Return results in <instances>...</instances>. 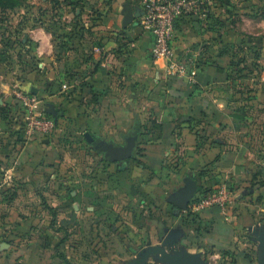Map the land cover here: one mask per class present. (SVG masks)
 <instances>
[{
  "label": "crops",
  "instance_id": "obj_1",
  "mask_svg": "<svg viewBox=\"0 0 264 264\" xmlns=\"http://www.w3.org/2000/svg\"><path fill=\"white\" fill-rule=\"evenodd\" d=\"M199 1L205 5L207 1L208 7L216 2ZM104 2L106 10L92 16L93 21L88 19L85 28L70 22L58 34L53 28L59 23L56 19L30 30L36 43L34 57L38 69L23 72L19 82L22 86L18 84V88L38 95L40 109L60 120L64 132L72 134L70 137L83 136L90 144L103 141L118 146H125L130 136L138 137L135 161L129 166L130 195L121 192L123 187L118 188L112 180L114 176L120 179L119 165L123 161L107 156L106 172L94 173L88 194L85 192L88 197L102 195L104 202H87L88 209L97 206L99 213L106 211L104 205L110 202L105 193L116 191L122 201H115L116 194L113 202L121 208L114 203L109 207H113L114 214L112 229L118 234L127 226V221L122 220L123 199L125 203L127 199L134 202L136 210H129L132 216L133 212L137 214L139 205H144L139 197L145 195L154 207L170 214L161 225L162 237L151 249L194 254L203 264H263L260 239L264 237V226L256 238L250 232L256 225L247 222L254 220L253 215L263 216L264 207L249 215L237 212L235 205L238 202L239 208H243L255 193L264 196V142L258 146L255 132H247V106L239 102V95L244 92L238 90L251 80L256 81L250 84L252 88H264V65L259 62L262 57L253 72L249 66L234 67V52L224 45L226 35L221 33V38L211 40L210 46L201 50L207 63L196 71L194 80L169 76L166 60L152 54L153 35L140 26L142 0ZM130 13L134 20L125 26ZM206 32L198 31L195 36L209 41ZM64 84L69 89H63ZM5 85L0 81L1 94ZM138 122L149 129L139 132L145 134L141 139L135 133ZM43 147L39 167L43 164L50 171L54 165L59 168L63 162L62 148L52 142H45ZM219 183L228 185L235 193L236 201L229 212L212 207L203 211L195 223L186 211L176 213L172 199L191 189L196 190V195L199 188H216ZM149 251L142 260L157 254L163 258L161 253Z\"/></svg>",
  "mask_w": 264,
  "mask_h": 264
},
{
  "label": "rangeland",
  "instance_id": "obj_2",
  "mask_svg": "<svg viewBox=\"0 0 264 264\" xmlns=\"http://www.w3.org/2000/svg\"><path fill=\"white\" fill-rule=\"evenodd\" d=\"M215 1L207 6V19L187 14L180 19V48L205 50L222 33L226 35L224 45L234 52V61L246 60L240 68L249 66L253 72L260 56L263 66L264 0ZM106 8L104 0H0V81L7 84L3 94L0 92V264H167L158 254L142 260L162 237L161 225L170 217L163 209L154 207L145 195L139 197L144 205H139L137 214L133 212L132 216L129 210H136L134 202L127 199L125 203L123 199L122 220L127 221V226L118 234L112 229L114 214L113 207H109L121 208L113 202L116 191L105 193L110 202L104 205L106 211L99 213L97 206L88 209L87 202H104L102 195L86 196L88 185L95 178L93 174L106 172L104 161L108 155L96 147L98 141L90 144L83 136L70 137V132L61 136V131L49 135L36 133L29 138L25 135L29 115L16 92H31L18 88V84L23 72L38 69L34 57L36 43L30 30L56 19L59 23L53 28L58 34L70 22L85 28L88 19L93 21L92 16ZM201 30L207 31L209 41L196 38ZM255 83L251 80L241 90L244 93L239 95V102L247 106V132H255L254 140L259 146L264 142V88H252ZM45 142L62 148V165L52 166L53 171L38 165L43 159ZM112 180L118 188L123 187L118 176ZM119 190L130 195L129 188ZM120 200L117 194L115 201ZM236 204L237 212L252 215L264 207V196H249L243 208ZM253 216L254 220L247 223L256 225L250 232L259 238L264 215Z\"/></svg>",
  "mask_w": 264,
  "mask_h": 264
},
{
  "label": "built area",
  "instance_id": "obj_3",
  "mask_svg": "<svg viewBox=\"0 0 264 264\" xmlns=\"http://www.w3.org/2000/svg\"><path fill=\"white\" fill-rule=\"evenodd\" d=\"M140 26L153 35L152 54L154 58L166 60V73L174 77H189L194 80L199 70L202 51L200 49H181L177 43L176 23L187 13L197 14L200 18H207L209 9L199 0H142ZM100 51V50H99ZM68 84L63 89H69ZM20 105L28 112V125L25 129L26 138L36 133L53 134L63 129V124H57L56 118L47 117L40 109V98L33 92H16ZM62 131V130H61ZM236 201L235 193L224 183H219L216 190L208 194L198 192L192 201L187 216L193 219L195 215L212 207H219L223 211L229 210Z\"/></svg>",
  "mask_w": 264,
  "mask_h": 264
},
{
  "label": "water",
  "instance_id": "obj_4",
  "mask_svg": "<svg viewBox=\"0 0 264 264\" xmlns=\"http://www.w3.org/2000/svg\"><path fill=\"white\" fill-rule=\"evenodd\" d=\"M133 20L134 16L131 13L128 14L125 19L124 25L127 26ZM86 136L87 138H89V140H93L92 136L89 133H87ZM137 142V136H130L127 138V144L125 146H118L113 143L100 141L96 147L101 148L102 151L106 152V154L110 156L111 160L121 162L126 161L127 159L134 156V151L137 146ZM195 193L196 190L191 189L187 191L183 196H179L178 198L172 199V202H174V204L177 206L176 213H180L181 211H186L189 209L191 199L194 198ZM260 241L261 250L264 255V237L261 238ZM151 251L161 253L163 259L169 262L170 264H203L202 260L197 255L183 253L180 250H174L171 254L165 249L157 247L154 249H150L149 252Z\"/></svg>",
  "mask_w": 264,
  "mask_h": 264
},
{
  "label": "trees",
  "instance_id": "obj_5",
  "mask_svg": "<svg viewBox=\"0 0 264 264\" xmlns=\"http://www.w3.org/2000/svg\"><path fill=\"white\" fill-rule=\"evenodd\" d=\"M75 6H77L76 4H75ZM209 9V8H208ZM209 14H210V10H209ZM209 14H208V16H209ZM187 15H194V13H187ZM183 16H185V14L183 15ZM182 16V17H183ZM208 16H207V18H208ZM182 17H180L179 19H178V21H177V23H176V29L178 28V24L180 23V19L182 18ZM186 17V16H185ZM206 18V19H207ZM178 30V29H177ZM244 61H246V60H244V59H242L239 63H237V62H235L234 60L232 61V65L234 66V67H240L239 65H241L240 63L241 62H244ZM207 62H205V60H204V55H202V57H201V59H200V64H199V68L200 69H202L203 67H204V65L206 64ZM243 67L244 66H242V68H239V69H243ZM246 67V66H245ZM199 69V70H200ZM240 72V70H238V73ZM239 91H240V93H242L241 92V90H243V89H238ZM244 92V91H243ZM47 115V117H49V118H54V117H52V116H50L49 114H46ZM57 122V124L59 125L61 122H60V120H57L56 121ZM63 124V123H62ZM156 126L157 127H160V125H158V124H156ZM144 126L141 124V122H138L137 123V125H136V128H135V133L136 134H138V135H140L139 137H140V139L141 138H143L144 137V133H140L139 134V132H148L149 131V129L147 128V127H144ZM63 132H61V136H65L66 135V133L67 132H64V127H63V129H61ZM139 142V141H138ZM137 146H138V143H137ZM136 146V147H137ZM137 149V148H136ZM141 148H139V151H141L140 150ZM133 161H135V156H132L131 158H129V159H127L124 163H126V165H124L121 169H120V173H121V176H120V183H121V185L127 190L128 188H129V191L131 192V185H130V182H128V177H129V170H130V168H129V166L132 164V162ZM231 189V188H230ZM200 192H202V193H204V194H208V193H210V192H213V191H215L216 190V188H206V187H201V188H199L198 189ZM232 190V189H231ZM128 191V192H129ZM200 215L199 214H197V215H195L194 216V218L192 219V222L193 223H195V221L197 220V218L199 217Z\"/></svg>",
  "mask_w": 264,
  "mask_h": 264
},
{
  "label": "flooded vegetation",
  "instance_id": "obj_6",
  "mask_svg": "<svg viewBox=\"0 0 264 264\" xmlns=\"http://www.w3.org/2000/svg\"><path fill=\"white\" fill-rule=\"evenodd\" d=\"M101 150V148H99ZM136 149V148H135ZM106 153V152H105ZM125 161H123V163H121L119 166L123 167L124 165H126V163H124Z\"/></svg>",
  "mask_w": 264,
  "mask_h": 264
}]
</instances>
